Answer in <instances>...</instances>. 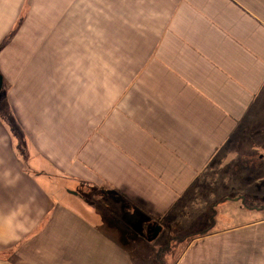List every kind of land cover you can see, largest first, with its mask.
I'll use <instances>...</instances> for the list:
<instances>
[{"label": "crops", "instance_id": "1", "mask_svg": "<svg viewBox=\"0 0 264 264\" xmlns=\"http://www.w3.org/2000/svg\"><path fill=\"white\" fill-rule=\"evenodd\" d=\"M263 102L264 0H0V264L160 252L264 158ZM173 264H264V216Z\"/></svg>", "mask_w": 264, "mask_h": 264}, {"label": "rangeland", "instance_id": "2", "mask_svg": "<svg viewBox=\"0 0 264 264\" xmlns=\"http://www.w3.org/2000/svg\"><path fill=\"white\" fill-rule=\"evenodd\" d=\"M261 108L264 110V102ZM7 111H10L9 107H6V112ZM252 128L259 131L264 130V117L262 116L254 122ZM261 139H264V135ZM244 141L249 142L250 140L245 138ZM232 144L235 145L236 143L234 142ZM261 149L260 152L264 154V147H261ZM258 154L252 156L246 155V160H248L249 156L252 158ZM238 156L237 151H233L228 157L231 161ZM230 163L229 165L231 167L232 164ZM222 166L225 167L223 171H219L220 174H228L229 177H232L236 172L239 175L237 180H233L234 183L237 184H226L222 188V194L214 195L217 199L223 197L222 201H218L217 203L212 201L210 205L208 204L209 206L207 210L193 209L187 211L182 208L176 216L170 217V221L165 228L170 235V238L166 235V238H169V241L160 245H164L162 257L166 264H173L176 262L177 257H179L180 254H183L186 246H188V243L194 238V236H198L209 229L218 230L238 225L241 226L242 224L255 220L256 217L264 216V158H253L249 161L239 163L237 165V168L239 169L235 170V172H233L230 167H227L226 163L222 164ZM245 197H247L246 200L244 199ZM205 204L206 203L204 202L199 203V205L203 207ZM172 221H179L181 226L177 230L171 229L170 224ZM174 232L180 235L179 238H181L183 242L179 244L178 241L175 240L178 235H175ZM189 234L192 235L187 239V235ZM155 236L157 237L158 243L166 240L161 233L155 234ZM136 239L140 242L142 237H137ZM123 244L127 248V251L131 252L134 256L133 264H156V261L153 259L138 260L139 256L141 258L146 257L145 255L147 253L149 254V257H153L152 253H154V251L155 254L158 253L156 250L152 251L151 246L148 250H145L142 249L139 244H134L127 239L123 240ZM157 264H159L158 256Z\"/></svg>", "mask_w": 264, "mask_h": 264}, {"label": "trees", "instance_id": "3", "mask_svg": "<svg viewBox=\"0 0 264 264\" xmlns=\"http://www.w3.org/2000/svg\"><path fill=\"white\" fill-rule=\"evenodd\" d=\"M244 199L246 200L247 197H245ZM254 208H255V207H254ZM162 254H163V249H162L160 252H158V261H159V264H166V263H165V260H164L163 257H162Z\"/></svg>", "mask_w": 264, "mask_h": 264}]
</instances>
